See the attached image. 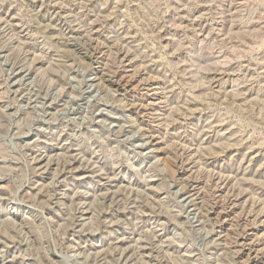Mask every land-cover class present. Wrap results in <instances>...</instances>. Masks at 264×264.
<instances>
[{
  "label": "rangeland",
  "instance_id": "rangeland-1",
  "mask_svg": "<svg viewBox=\"0 0 264 264\" xmlns=\"http://www.w3.org/2000/svg\"><path fill=\"white\" fill-rule=\"evenodd\" d=\"M0 264H264V0H0Z\"/></svg>",
  "mask_w": 264,
  "mask_h": 264
}]
</instances>
